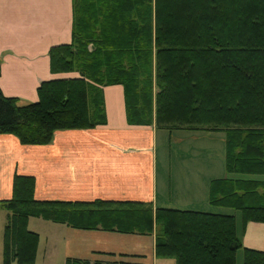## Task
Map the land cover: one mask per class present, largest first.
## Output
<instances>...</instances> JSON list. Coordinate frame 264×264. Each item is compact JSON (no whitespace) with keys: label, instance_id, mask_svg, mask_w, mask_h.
Returning a JSON list of instances; mask_svg holds the SVG:
<instances>
[{"label":"trees","instance_id":"1","mask_svg":"<svg viewBox=\"0 0 264 264\" xmlns=\"http://www.w3.org/2000/svg\"><path fill=\"white\" fill-rule=\"evenodd\" d=\"M49 58L52 72L77 75L41 81L38 99L26 104L0 90V134L43 145L56 130L105 124L103 87L119 84L129 124L223 132L227 173L264 175V0H72L71 41L51 46ZM34 190L32 175L15 173L11 196L0 199L2 264L35 262L31 217L154 234L155 256L174 264H264L263 250L242 243L248 221L264 222L262 178L210 181L209 203L229 213L133 200H40ZM65 264L119 261L67 257Z\"/></svg>","mask_w":264,"mask_h":264},{"label":"crops","instance_id":"2","mask_svg":"<svg viewBox=\"0 0 264 264\" xmlns=\"http://www.w3.org/2000/svg\"><path fill=\"white\" fill-rule=\"evenodd\" d=\"M71 28L72 0H0V90L3 95L16 98L19 104L34 102L38 99L37 87L41 81L64 77V72L51 71L49 49L70 42ZM103 95L105 124L91 129L56 130L51 142L43 145L21 144L13 134H0V199L11 196L13 176L19 173L35 178L34 196L40 200H133L148 202L153 208L219 212L212 210L213 205L208 201L209 184L214 176L207 183H199L198 177L194 179L185 174L182 180H176L174 189L169 177L167 184L161 185L159 197L158 129L154 123L127 122L121 85L103 87ZM188 178L199 183L196 191L193 182L186 183ZM0 216L3 228L5 214L1 212ZM29 220L28 228L37 232L30 227ZM60 225L75 233L61 231V235L59 232L46 236L44 243L38 244L33 264H64L67 257L91 262L119 261V264H169V258L155 256L154 234H124ZM121 236L133 238L132 248L117 242L127 238ZM145 237L150 240L149 253L142 248L137 250ZM242 243L247 248L264 251V222L248 221ZM39 256L41 260L37 261Z\"/></svg>","mask_w":264,"mask_h":264},{"label":"rangeland","instance_id":"3","mask_svg":"<svg viewBox=\"0 0 264 264\" xmlns=\"http://www.w3.org/2000/svg\"><path fill=\"white\" fill-rule=\"evenodd\" d=\"M64 77L76 76V72H64ZM156 148H157V173L159 180V197L161 195L160 187L163 184H167L169 177L172 178L173 189L176 188V180L180 181L181 178L187 174L188 176L198 177L199 183L206 182L207 179L211 176L215 178L221 177H232V178H262L264 175H247V174H233L227 173L225 169V136L223 132H207V131H193L188 129H178L172 130L169 132L166 129H158L157 139H156ZM185 166H187L185 168ZM186 181L187 184L192 183L194 191H196L197 183L196 180L190 179ZM175 194V190L173 192ZM164 195V194H163ZM212 207L217 211L224 209L225 212H232L231 209L221 208V207ZM1 217V216H0ZM237 222L240 221V215L236 211ZM4 219V217H2ZM30 227L36 228L39 233V242L44 243L46 236H53L59 234V232L68 231L70 232L71 228L62 226L57 223L50 221L42 220L37 218H31L29 220ZM0 235L2 233V227ZM67 229V230H65ZM73 231V230H71ZM83 231V230H82ZM60 233V235L62 234ZM67 232V235H69ZM75 232H70L74 234ZM85 233V232H82ZM127 237L125 240H119L123 242L124 245L129 248H132V239L130 236H121ZM130 237V238H129ZM136 237V236H135ZM144 243L137 248L144 249L148 253L149 250V238L145 237ZM43 246V244H42ZM135 246V245H134ZM39 251V248H38ZM41 256L37 261H40ZM242 254L239 251L237 254V262L240 263ZM65 264V261H63ZM169 264H174L172 259H168ZM0 264H2L1 256V246H0ZM15 264V263H14Z\"/></svg>","mask_w":264,"mask_h":264}]
</instances>
